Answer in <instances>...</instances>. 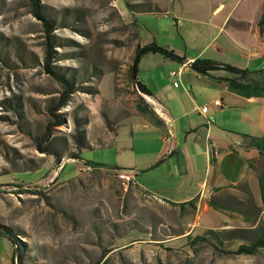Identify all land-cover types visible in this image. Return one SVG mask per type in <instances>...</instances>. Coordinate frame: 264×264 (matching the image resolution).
I'll return each mask as SVG.
<instances>
[{"label": "rangeland", "instance_id": "rangeland-1", "mask_svg": "<svg viewBox=\"0 0 264 264\" xmlns=\"http://www.w3.org/2000/svg\"><path fill=\"white\" fill-rule=\"evenodd\" d=\"M40 1L52 6L57 17L51 63L77 74L76 90L56 109L64 122L53 125L50 136L65 156L76 149L77 128L87 126L90 145L80 149L79 158L60 162L36 148V135L52 122L50 108L62 85L45 70V30L29 0H0V172L5 171L0 173V219L22 229L21 239L33 255L29 264H264V248L228 254L208 241L185 247L182 235L201 233L226 213L219 211L220 218H215L201 207L180 210L148 192L142 194L135 181L127 184L125 175L112 170L127 167L139 171L138 178L141 173L156 178L158 168L140 171L138 166L166 145L135 110L140 94L128 76V65L136 42L182 49L183 43L171 38L177 32L176 20L185 19V9L192 17L206 18L204 12L220 0H150L162 11L131 10L126 0ZM62 14L69 22H61ZM179 63L160 52H147L139 59L137 77L167 80L168 70ZM186 71L194 68L188 66L182 73ZM258 71L264 77V67ZM15 98L18 108L8 104H15ZM206 104L211 110L213 104ZM229 111L233 120L244 109ZM210 114L211 120L224 115ZM216 129L222 140L242 132L219 123ZM85 161L106 169L78 170ZM37 162L34 168L12 167ZM243 186L238 187L243 202L239 191L232 194L236 214L232 212L231 226L264 219L261 198L257 203ZM11 250L10 240L0 235V264L11 263Z\"/></svg>", "mask_w": 264, "mask_h": 264}, {"label": "crops", "instance_id": "crops-1", "mask_svg": "<svg viewBox=\"0 0 264 264\" xmlns=\"http://www.w3.org/2000/svg\"><path fill=\"white\" fill-rule=\"evenodd\" d=\"M263 9L264 0H220L204 12L206 18L192 17L185 9V19L176 20L177 32L171 33V38L184 46L182 49L168 46L185 57L179 60L178 67L188 61L182 67L178 85L173 84L168 72L167 80L153 75L141 79L151 94L139 92L135 110L144 114L146 124L154 126L152 132L166 145L138 166L140 171L158 168L156 178L145 177L143 173L138 178L139 171H135L133 185L139 192H148L166 203L196 197L193 209L211 210L215 218H220L219 211L226 213L219 222H209L204 227L232 225V212L236 214L232 211V194L239 191L238 200L245 199L235 186L237 183L244 181L256 202L260 201L258 174L264 170V155L256 148L236 146L237 135L220 139L216 124L249 134L264 133V91L247 96L232 90L227 82L232 77H260L258 69L264 65L256 67L264 64V37L258 21ZM197 57L213 62L200 71L194 69L183 74L188 66L193 68L190 62ZM244 69L248 70L244 72ZM215 99L221 103L216 105ZM206 103L213 104L211 110ZM138 104L146 106L148 111ZM203 105L207 106L206 111L200 110ZM232 107L244 109L233 120L229 111ZM209 111L216 115L223 112L224 117L211 120ZM232 122L237 126H232ZM167 127L171 136L165 139L162 135ZM192 229L191 225L188 230Z\"/></svg>", "mask_w": 264, "mask_h": 264}, {"label": "trees", "instance_id": "trees-1", "mask_svg": "<svg viewBox=\"0 0 264 264\" xmlns=\"http://www.w3.org/2000/svg\"><path fill=\"white\" fill-rule=\"evenodd\" d=\"M30 9L32 13L42 21V25L45 30V54H44V67L45 70L50 73L52 76L56 77L62 85V90L57 98V101L52 104L50 108V112L52 115V122L48 123L43 131H41L38 135H36V148L40 152H44L45 154H50L55 157L56 162H60L63 158H79L80 157V149L84 146L90 145L87 140L86 135V126L78 127L76 132L74 133V141L76 143V149L68 150L63 156V150L58 144L53 142V137L51 135V128L53 125H59L64 122V117L62 113L56 111L60 106H63L67 103L70 98V94L76 90L74 86V80L77 74H74L71 70L66 66L54 65L51 63V58L56 52L54 49L55 43V34L52 33L55 23L57 22V17L54 14V8L40 0H29ZM127 6L131 10L135 11H162L157 6L156 2H152L150 0H137L131 1L126 0ZM61 22H69L66 18H64L63 14L60 16ZM67 20V21H66ZM135 22V21H134ZM260 34L264 37V9L262 15L258 21ZM147 52H160L163 55L170 56L173 58H177L178 60H184V56H180L174 52L172 48H168L166 46L157 44L155 41H150L141 44L138 40L134 46V52L131 58V61L128 65V76L131 78L135 88L142 93L151 94L150 90L146 87V85L137 77L138 70V62L140 57ZM213 61L207 58L197 57L193 59L190 63L196 70H202L203 67L207 64H211ZM248 69H244L246 72ZM228 86L241 94L244 95H257L264 91V77H251L248 79L241 78H229ZM8 104L14 106V108H18L19 100L15 98V104L9 102ZM141 107L142 110L148 111L146 106H142L138 104V107ZM88 122L87 119L83 121V123ZM239 135V141L236 143V146L246 147V148H256L261 154L264 155V133L262 134H249L246 132H237ZM88 163L87 161H85ZM37 163H32L29 165L19 166L17 163H14L12 167L15 168H34ZM95 166L94 170L99 171V168H104L103 165L98 163H93ZM113 168H127V167H119L113 166ZM106 169V168H104ZM131 169V168H130ZM114 170V169H112ZM115 171V170H114ZM5 172V171H1ZM0 172V173H1ZM259 180V189H260V198L262 202V206H264V170L259 172L258 174ZM244 181L235 184V186L239 187L243 185ZM19 186H22L18 184ZM245 191L249 192V188L244 184L242 187ZM26 190L20 188V191ZM196 197L188 199L186 201L172 203L179 206L180 210H184L186 205L191 208L195 207ZM228 206V205H225ZM182 232H178L180 235ZM0 235L8 238L12 245L11 251V263L10 264H29L33 262V255L28 251L27 243L21 236L23 235V231L20 227L6 223L0 219ZM186 240L184 242L185 247L196 248L197 242L208 241L214 247L219 248L223 252L228 254L230 253H248L253 254L256 253L259 249L264 248V219L253 223L252 225H239V226H230V227H206L203 229L201 233H197L195 235H190V232L185 235Z\"/></svg>", "mask_w": 264, "mask_h": 264}, {"label": "built area", "instance_id": "built-area-1", "mask_svg": "<svg viewBox=\"0 0 264 264\" xmlns=\"http://www.w3.org/2000/svg\"><path fill=\"white\" fill-rule=\"evenodd\" d=\"M188 63V61H185L184 63H181V65L177 68H172L168 71V77L170 79H172V82L174 85H178V78L180 76L182 67L184 64ZM214 103L216 105L220 104L221 101L219 99H215ZM201 111H206L207 110V106L203 105L200 107ZM171 136V130L170 128H166V131H164L162 138L168 139ZM82 168H95V166L91 163H85L82 166H78V170L82 169ZM114 170H116L117 173H123L126 177H127V184L129 180H134V175H135V170L134 169H130V168H114Z\"/></svg>", "mask_w": 264, "mask_h": 264}, {"label": "bare ground", "instance_id": "bare-ground-1", "mask_svg": "<svg viewBox=\"0 0 264 264\" xmlns=\"http://www.w3.org/2000/svg\"><path fill=\"white\" fill-rule=\"evenodd\" d=\"M82 169L87 170V169H93V168H82ZM115 171H116V170H115ZM118 174H123V173H118ZM123 175H124V174H123ZM130 181H135V180H129V181H128V184H129Z\"/></svg>", "mask_w": 264, "mask_h": 264}]
</instances>
